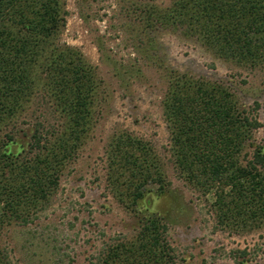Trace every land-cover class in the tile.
<instances>
[{"label": "rangeland", "instance_id": "374dc122", "mask_svg": "<svg viewBox=\"0 0 264 264\" xmlns=\"http://www.w3.org/2000/svg\"><path fill=\"white\" fill-rule=\"evenodd\" d=\"M175 1H63L58 41L95 68L93 125L77 153L62 160L48 201L30 211L28 222L13 221L0 232L7 264H98L109 246L134 241L149 211L145 203L132 205L129 177L114 171L109 158L114 138L125 132L149 144L159 165L161 180L147 181L146 200L165 222L175 264H264V216L228 219L218 196L229 201L230 187L203 188L184 177L164 113L175 73L222 83L260 124L239 154L246 165L257 147L264 151V60L223 54L166 22L147 21L149 11L169 10ZM40 88L1 129V136L13 135L23 160L34 154L28 143L35 126L50 132L63 125ZM163 185L167 192L158 196Z\"/></svg>", "mask_w": 264, "mask_h": 264}, {"label": "trees", "instance_id": "16d2710c", "mask_svg": "<svg viewBox=\"0 0 264 264\" xmlns=\"http://www.w3.org/2000/svg\"><path fill=\"white\" fill-rule=\"evenodd\" d=\"M63 1L0 0V232L13 221L28 222L30 211L48 201L62 160L77 153L93 125L95 68L77 49L58 41L65 26ZM148 13V22H166L223 54L255 64L264 60V0H176L169 10ZM37 87L50 97L63 125L50 132L42 124L35 126L27 149L34 154L23 160L13 135L1 136V129L29 103ZM164 113L184 177L203 188L216 183L230 187L229 201L218 196L224 217H263L264 151L257 147L246 165L239 159L260 124L228 88L175 73ZM109 158L114 171L129 177L132 205L145 203L149 214L133 242L109 246L98 264H175L165 222L146 200L147 181L153 175L161 180L152 147L125 132L114 138ZM158 192L163 195L167 187ZM0 264H7L1 250Z\"/></svg>", "mask_w": 264, "mask_h": 264}]
</instances>
